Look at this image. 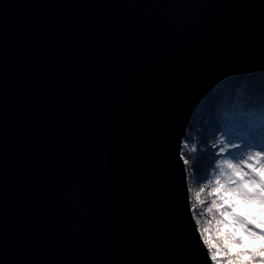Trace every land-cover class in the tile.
Instances as JSON below:
<instances>
[{"label": "water", "instance_id": "water-1", "mask_svg": "<svg viewBox=\"0 0 264 264\" xmlns=\"http://www.w3.org/2000/svg\"><path fill=\"white\" fill-rule=\"evenodd\" d=\"M264 70V0H0V264H213L183 145Z\"/></svg>", "mask_w": 264, "mask_h": 264}, {"label": "snow or ice", "instance_id": "snow-or-ice-1", "mask_svg": "<svg viewBox=\"0 0 264 264\" xmlns=\"http://www.w3.org/2000/svg\"><path fill=\"white\" fill-rule=\"evenodd\" d=\"M239 128L244 133L243 136L236 135L231 128L227 132L222 131L219 137H216V142L211 144L216 152L211 153L205 150L204 155L200 157L201 160H208V165L218 170V174L213 172L214 179H208L207 184L196 194V200L203 204L204 201L201 200L200 193L211 187L209 195L215 197L208 212L218 213V219L214 216L217 242L213 243L207 235L213 227L211 222L208 227H202L200 233L204 244L210 251L213 264H220L218 256L222 252L229 257L228 264H233L234 261L235 264H242L241 258L245 254H250L253 257L259 255L261 257L260 264H264V248L260 249L259 253L246 250L233 256L230 249L234 245L245 246L244 238L243 236L238 237L235 231L227 233L222 231L226 227L236 230L243 229L254 239L264 241V227H261L264 225V219L260 221V224H255L253 221L257 218L253 217L251 213H243L241 210L243 205H258L261 213L264 214V143L254 144V141L264 136V127L248 123L246 126H239ZM209 135L214 137L215 133L210 132ZM237 139L244 143H236ZM188 147L189 145L185 143L184 148ZM253 147H259L260 150H249ZM242 148L246 155L237 159V154L233 150ZM190 151H197L195 144L191 146ZM209 157H211L210 160ZM188 163V159H184V164ZM199 171L201 174L198 178L206 179L207 168H201Z\"/></svg>", "mask_w": 264, "mask_h": 264}, {"label": "rangeland", "instance_id": "rangeland-1", "mask_svg": "<svg viewBox=\"0 0 264 264\" xmlns=\"http://www.w3.org/2000/svg\"><path fill=\"white\" fill-rule=\"evenodd\" d=\"M238 109H236L237 111ZM201 114V113H199ZM224 114H220V116H223ZM243 117V116H242ZM240 117H231V115L225 117V118H219L217 125H215L214 129L210 130L208 133H205V125H208V121L206 119L203 120V123H201V116L198 115L196 118H194L193 123L191 125V130L192 132L189 133L188 131V141H184V144L187 143L189 145L188 148L183 149V155L184 151H187V154L191 155L192 158L194 157H201L204 155L205 150L211 153H215L216 149L211 147L212 143L216 142V137H219L220 132H227L230 128L232 131L239 136H243L244 133L240 131L239 126H246L248 123L256 124L252 122L253 120L251 118L249 119H243ZM205 124V125H204ZM219 126V127H217ZM234 127V128H233ZM263 127V126H260ZM210 132H214L215 136L211 137L209 135ZM201 134V135H200ZM203 137V140L202 138ZM236 143H241L243 144L244 141L237 139L235 140ZM264 143V136H262L260 139L257 141H254V144H261ZM195 144L197 147L196 152H191L190 148L191 146ZM251 151H257L260 150L259 147H253L249 149ZM237 154V159L244 157L246 155L245 150L239 149V150H233ZM185 159V158H184ZM209 160L211 157L208 158ZM203 166L201 168H207V178L206 179H199L198 177L200 176V171L199 175L196 174L195 167L191 164V159H189V164H187V170L189 173V184L192 190V197H193V205H194V211L196 213V216L200 222L201 228L202 227H208L209 222L212 223L213 227L212 230L207 233L208 237L212 239L215 243L217 242L215 239V220L214 216L218 219V213H209L208 208L211 206L212 200L215 199V197L209 195L211 192V187L205 189L202 193H200V198L201 200L204 201L203 204H201L199 201L196 200V194L200 192L201 188L204 187L205 184H207L208 179H214L213 172L215 171L218 174V170H215L214 167L208 165V160H203ZM199 168V167H198ZM242 212L243 213H251L253 217L257 218L253 222L255 224H260V221L264 219V214L261 213L260 208L258 205H243L242 206ZM261 227H264V225H261ZM233 229V228H232ZM235 232L242 234L244 236H247L250 238L252 241H257L259 239H254L253 237L249 236L247 233L243 231V229L236 230L234 229ZM261 242H264L261 240ZM241 249H238V253H240Z\"/></svg>", "mask_w": 264, "mask_h": 264}, {"label": "trees", "instance_id": "trees-1", "mask_svg": "<svg viewBox=\"0 0 264 264\" xmlns=\"http://www.w3.org/2000/svg\"><path fill=\"white\" fill-rule=\"evenodd\" d=\"M251 81H246L244 79V83H240L237 79V84L241 87L239 91H234V85L230 86L228 84L226 87H222L219 91L215 92L211 98H208L205 105L208 104H220L223 105L225 102L230 103L231 98L234 97V101H237L236 103H239L241 105V109L237 110V116L242 117L241 115H246L247 112L250 113L248 118H251L256 125L264 124V74H259L254 77H250ZM248 82V84L245 83ZM234 94V95H233ZM227 97H230V100H227ZM233 101V102H234ZM230 111V108H229ZM202 119V118H201ZM203 120H201V123H203ZM205 125V124H204ZM207 126V125H205ZM209 131L205 128V133ZM192 132L191 128L189 130V133ZM201 135V134H200ZM203 140V137H201ZM188 134L185 139V142L188 141ZM184 158L185 159H191V164L195 167L196 174L199 175V169L203 166V160L200 159V157H194L189 154H187V151H184ZM189 164V163H188ZM199 167V168H198ZM222 231L224 233H227L229 231H234L231 227L223 228ZM235 234L239 236H243L245 241V246L240 245H234L230 249L233 256H235L236 253H238V249H241L239 252H245L246 250L248 252H257L259 253L260 249L264 248V242H261V240L252 241L249 237L244 236L242 234L235 232ZM242 264H250V262H253V264H260L261 257L259 255H256L253 257L250 254H245L241 258Z\"/></svg>", "mask_w": 264, "mask_h": 264}, {"label": "bare ground", "instance_id": "bare-ground-1", "mask_svg": "<svg viewBox=\"0 0 264 264\" xmlns=\"http://www.w3.org/2000/svg\"><path fill=\"white\" fill-rule=\"evenodd\" d=\"M259 74L263 75L264 74V70L259 71V72L257 71L255 73H253V72L252 73L251 72L248 73L247 72V73H242V74H239V75L229 76L227 78H224L217 85V87L215 89H213L206 96V98L203 100V102H201L197 106V108H196V110H195V112L193 114L192 121H191V123L189 125V130L191 128V125L193 123L194 118H196L198 115H200L202 119H206L208 121L209 124L207 126H205V128L208 129L209 131L214 129L215 125H217L216 123H218L219 118H221V117L225 118V117L231 115V117L237 118L238 116H237L236 109L240 110L241 109V105L239 103H236L237 101H234V97H235L236 94L235 95L233 94L234 97L231 98L230 103L225 102L223 105H220V104H217V103L205 105L204 103L206 102V100L208 98H211L212 95L215 92L219 91L222 87H226L228 84H230V86L234 85V88H233L234 91H239L241 89V87L237 84V80L242 84V83H244V79H246V81L247 80L251 81L250 77H254V76L259 75ZM246 81H245V83H246ZM246 84H248V82ZM227 100L229 101L230 97H227ZM229 108H230V111H229ZM199 113H201V114H199ZM220 114H224V115L219 117ZM249 115H250V113L247 112L246 116L245 115H241V116H243L242 117L243 119L244 118L245 119H249L247 117ZM258 126H263L264 127V124H261V125H258ZM217 127H219V126H217ZM209 131H207L206 133H208ZM187 134H188V132H187ZM183 149H184V145H183ZM183 157H184V155H183ZM188 176H189V173H188ZM210 240H212V239H210ZM212 242L215 243L213 240H212ZM218 259L220 260V264H228L229 257L225 253L222 252L218 256ZM233 264H235V261L233 262Z\"/></svg>", "mask_w": 264, "mask_h": 264}]
</instances>
